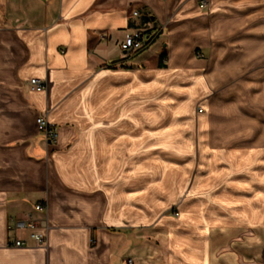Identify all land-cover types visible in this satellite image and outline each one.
<instances>
[{"label": "crops", "instance_id": "crops-1", "mask_svg": "<svg viewBox=\"0 0 264 264\" xmlns=\"http://www.w3.org/2000/svg\"><path fill=\"white\" fill-rule=\"evenodd\" d=\"M199 1L0 0V264H227L205 241L227 208L190 205L199 215L185 229L148 202L183 191L184 178L148 180L147 166L185 147L203 149L188 192L264 196V0ZM141 9L145 20L132 16ZM135 30L146 48L102 68ZM219 177L231 185L203 183ZM27 219L34 229L16 227Z\"/></svg>", "mask_w": 264, "mask_h": 264}, {"label": "rangeland", "instance_id": "rangeland-1", "mask_svg": "<svg viewBox=\"0 0 264 264\" xmlns=\"http://www.w3.org/2000/svg\"><path fill=\"white\" fill-rule=\"evenodd\" d=\"M201 104L202 102L195 107L197 114L201 112ZM180 135L183 136L185 134ZM149 151L154 150L149 149ZM202 151V148L197 147L194 150L192 147L190 153H188L189 150L185 147L178 150V155H176L178 157L170 159L168 162L165 161V164H157L149 160L147 166L148 180L155 178V175L160 169L166 176L175 174L179 179H185L183 191L178 196H150L152 192L149 191L150 195L148 197V202L159 200L163 206L154 214V219H171L177 222L181 228L186 229L193 224L190 218L193 217L194 222H197L196 218L199 215L198 213L189 211L190 205L196 204L202 206L207 203L211 204L213 207L224 206L228 210L225 215H228L229 221L221 222L220 219L217 218V220L212 221L207 226L205 232V241L210 254L212 256L216 254H226L227 264H264V196L253 199L252 196H238L230 190H227L228 192L225 191L226 195H221L219 191H216L215 195L210 197L193 195L192 192H188L187 184L189 177L194 170L196 171L195 174L197 173L196 175H198V171L200 172L204 169V165L202 164L203 158L200 156ZM161 152L164 153L165 151ZM195 154H197L196 159ZM209 176H211V174H209ZM261 177H264L263 172H261ZM201 178H203V176H201ZM228 178L230 179V177H226L223 182H221L222 178L219 177V179L214 178L211 179V181H204L203 183L207 186L215 185L217 190L224 182V186L225 184L231 185V182H226ZM149 184L152 185L153 183ZM253 204L260 208V219L257 222H251L250 208ZM243 206H245L244 209L246 210H244V217L242 218L241 213L243 210L241 208ZM215 215L220 214L217 213ZM239 219L242 221H239Z\"/></svg>", "mask_w": 264, "mask_h": 264}, {"label": "built area", "instance_id": "built-area-1", "mask_svg": "<svg viewBox=\"0 0 264 264\" xmlns=\"http://www.w3.org/2000/svg\"><path fill=\"white\" fill-rule=\"evenodd\" d=\"M198 7L200 9H204L206 7V1L200 0ZM132 16L138 17L141 20H145L149 17V11L146 9L136 10L132 12ZM150 40V35L146 32H140L135 30L126 33L123 37L122 42L120 43V50L123 53V58H129L136 52L143 50L144 48H146ZM30 85L34 91L42 92L45 90V83L38 79H31ZM36 123L43 140L50 144L54 143L56 141L57 134L55 130L48 125L47 120L43 117H39L37 118ZM35 209L37 211L44 210L41 204H36ZM15 225L16 227L22 229H34L35 227L34 221L31 219L15 222ZM32 238L38 245L45 244V239L41 234H32ZM13 245L15 247H21L24 245V242L20 240H15L13 242ZM126 264H132L131 260H127Z\"/></svg>", "mask_w": 264, "mask_h": 264}, {"label": "trees", "instance_id": "trees-1", "mask_svg": "<svg viewBox=\"0 0 264 264\" xmlns=\"http://www.w3.org/2000/svg\"><path fill=\"white\" fill-rule=\"evenodd\" d=\"M141 51H143V50H141ZM141 51H138L135 54L131 55L129 58L123 59L121 61H113V62H110L109 64L103 65L102 68H113V67H116V66L120 65L121 63H123V61L126 62V61H129L130 59H133ZM162 61H164V55L163 54H161V56H160V61H159V64H158L159 67H163V62Z\"/></svg>", "mask_w": 264, "mask_h": 264}]
</instances>
